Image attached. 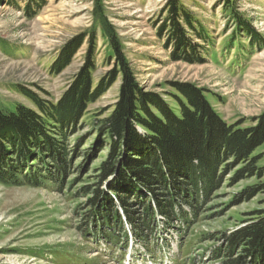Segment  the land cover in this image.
Instances as JSON below:
<instances>
[{"label":"rangeland","instance_id":"rangeland-1","mask_svg":"<svg viewBox=\"0 0 264 264\" xmlns=\"http://www.w3.org/2000/svg\"><path fill=\"white\" fill-rule=\"evenodd\" d=\"M180 1L207 36L190 35L200 59L194 57V62L175 59L167 32L160 33L169 0H0V108L14 110L20 104L37 110L27 93L58 102L84 65L94 34L93 85L114 68L110 39L116 37L143 91L160 94L176 107L172 84L191 83L205 91L227 123L256 125L264 115V0ZM85 33L70 65L54 73L63 48ZM121 83L119 75L89 105L84 124L66 140L71 162L59 180H53L51 162L45 167L33 158L19 169L28 179L9 183L0 178V264H221L228 259L217 255L224 246L223 235L264 210V192L244 197L248 187L264 183V178L240 176L242 164L228 167L227 174L219 170L213 191L211 186L207 193L179 194L192 207L173 196L174 224L146 191L125 192L133 201L134 196L140 199L132 210L144 217H135L136 225L107 184L103 190L114 199L116 213L91 207L92 193L85 189L97 185L107 151L96 155L94 127L96 119L113 112ZM77 148L79 153L74 152ZM255 153L264 165V144ZM38 169L42 179L33 177ZM148 206L154 209L152 218L145 214ZM241 254L239 250L234 257Z\"/></svg>","mask_w":264,"mask_h":264},{"label":"trees","instance_id":"trees-1","mask_svg":"<svg viewBox=\"0 0 264 264\" xmlns=\"http://www.w3.org/2000/svg\"><path fill=\"white\" fill-rule=\"evenodd\" d=\"M229 3L227 6H231ZM163 13L166 16L160 33L167 32V44L174 47L173 57L192 62L194 57L199 59L198 46L190 35L207 39L200 22L180 0H169ZM86 35L73 38L63 48L52 68L54 73L70 65ZM95 36H90L84 65L58 102H45L27 93L38 111L20 104L14 110L0 108L2 181L18 183L19 179H28L29 175L19 169L32 158L45 167L51 162L53 180L64 176L71 162L66 140L84 124L89 105L103 96L119 75L122 83L114 110L109 116L96 119L94 127L98 133L96 155H100V150L107 151L98 169L97 185L85 189L88 194L92 193L91 207L116 213L117 205L109 195V192H115L130 222L136 225L135 217L144 215L132 210L135 200L125 192L146 191L155 200L157 210L174 224L177 205L173 196L192 194L195 190L207 193L211 186L212 191L217 189L219 170L226 169L227 174L228 167L242 164L238 172L240 176L264 178V165H259L262 156L255 153L264 144V115L250 127H242L239 122L227 123L212 107L205 91L191 83L172 84L175 92L170 95L176 107L171 106L160 94L140 89L116 37L110 39L116 58L114 68L97 85H93ZM75 151L79 153L78 148ZM38 171L39 174L33 172V177L42 179L41 171ZM104 184H107L109 192L103 190ZM202 187L204 191L200 189ZM261 192H264V183L248 187L244 197L252 198ZM134 198L140 200L137 196ZM137 200L135 202L140 204ZM146 201H141L142 208ZM147 209L145 214L152 218L154 209L150 206ZM256 214L258 217L253 221H247L238 230L223 235L224 246L217 255L222 253L228 259L221 264H264V210ZM107 216L111 218V215L104 218ZM143 221L146 225L149 220ZM239 250L242 254L234 257Z\"/></svg>","mask_w":264,"mask_h":264},{"label":"bare ground","instance_id":"bare-ground-1","mask_svg":"<svg viewBox=\"0 0 264 264\" xmlns=\"http://www.w3.org/2000/svg\"><path fill=\"white\" fill-rule=\"evenodd\" d=\"M34 153V152H33Z\"/></svg>","mask_w":264,"mask_h":264}]
</instances>
